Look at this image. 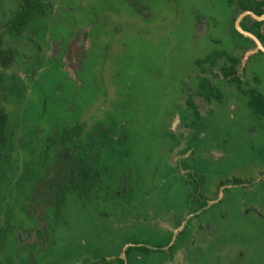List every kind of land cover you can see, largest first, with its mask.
Listing matches in <instances>:
<instances>
[{
    "label": "flooded vegetation",
    "instance_id": "obj_1",
    "mask_svg": "<svg viewBox=\"0 0 264 264\" xmlns=\"http://www.w3.org/2000/svg\"><path fill=\"white\" fill-rule=\"evenodd\" d=\"M223 3L227 12H232L231 30L239 37V41L234 42L228 51L219 48L221 44L214 41V50L192 62V65L189 64L191 71L188 80H192L190 90L187 80L183 84L187 94L181 95L174 114L167 115L159 124L162 129L159 137L164 140L162 150L166 163L160 161V165L152 162L151 149L146 146L139 148L140 138L131 131L133 120H129V113L116 117L113 110L106 111L103 107L93 113L96 119L89 131L87 124L81 121L85 115L82 112L77 121L70 119L71 122H67L64 129H59L60 133L54 132L47 139L45 153L56 150V154L51 155L53 159L59 158L60 162L53 161L44 169L41 168V159L34 158L32 167L25 160L20 165L15 161L16 172L11 173L12 178L9 180L4 165L8 163L6 160H9L11 152L3 158L0 205L5 206V197L12 198L20 202L23 216H28L24 206L33 210L35 215L33 229L23 230L20 227L17 230L20 241L27 240L29 236L28 239L35 241L27 244L23 240L24 246L33 247V253L30 251L17 264H49L47 260L55 261L51 264H264V160L258 166L257 163L254 165L258 167L256 170L259 173L252 182L240 177L222 180L219 174L225 172L215 168L213 178L204 177L205 172L211 170L206 160L223 158L231 144L226 142L225 136L211 130L212 127L216 128L215 116L228 101H238L239 104L229 103L226 106L227 114L233 113L235 105H238L241 110L260 117L257 133L252 135H256V140L261 142V153H264V95L259 91L261 74L246 72L249 57L253 54L264 55V52L255 41L245 37L236 28L241 15L252 13L253 16L242 18L239 27L252 34L264 48V0H223ZM45 4L50 12L51 6ZM124 4L133 17L131 19L124 15L125 18L133 20V23H149V26L156 28L157 22H153V19L159 21L156 14L159 3L149 0L139 5L137 1L126 0ZM243 5L249 6L251 10H244ZM69 11L63 9L66 13ZM107 13L113 25L115 12L109 10ZM44 16L47 17L48 13ZM93 23L91 21L86 25L89 26L86 28L88 32L94 29ZM198 28L200 33L206 31L205 25ZM108 29L115 34L114 25L108 28L105 26L103 32ZM80 39H84V36ZM77 47L80 50V46ZM216 68L221 73L218 82L214 75L211 76ZM259 100L263 101L262 104L258 103ZM26 139L21 144L23 148L28 142ZM220 144L224 146L220 147ZM10 149L12 151V147ZM197 155L203 156L195 158ZM34 170L40 174L39 178L45 180L44 184L42 180L33 184L36 179L33 178ZM80 172L89 175L88 182L79 183V188L72 191L68 179L71 175L80 177ZM214 176L220 180L214 179ZM16 179L26 184L29 181L31 188L23 186V190L17 192L16 184L11 195L8 186ZM60 185L66 188V194L58 212L55 197ZM68 189H71L70 192ZM241 189L244 193L239 192ZM256 191L254 203L245 210L244 199L249 192L253 194ZM178 198L185 202V205L181 203L185 216L180 221H176L178 216L174 209ZM224 202L229 204L222 207L219 217H216L214 210H219ZM75 206L78 207L77 211ZM64 210L66 217L62 216L58 221L57 216ZM12 212L9 216H12L13 223L23 220V216L14 218ZM230 213L233 217H230ZM85 216L107 222L110 229L116 226L117 230L129 231L133 227L140 229V235L147 233L165 240L162 246H145L132 241L113 249L111 241H101L99 234L107 233L105 229L98 228L90 242L69 236L65 239L64 248V240L62 246L59 239L62 236V225L72 227L77 222L79 230H88L84 225ZM249 216L251 229L245 233L240 224L243 217ZM9 222L10 217H7L2 227L8 226L11 229ZM239 234L241 239L244 238L242 242ZM248 239H252L254 244H246ZM192 251L195 254L190 256Z\"/></svg>",
    "mask_w": 264,
    "mask_h": 264
},
{
    "label": "rangeland",
    "instance_id": "obj_2",
    "mask_svg": "<svg viewBox=\"0 0 264 264\" xmlns=\"http://www.w3.org/2000/svg\"><path fill=\"white\" fill-rule=\"evenodd\" d=\"M15 1L0 0V23L11 17L12 11L16 8ZM44 1L51 6V11H47V17L32 22L21 37H11L7 33L3 35L4 45L15 52L11 65L6 69L0 67V107H3L10 116L12 151L9 160H6L8 163L4 165L5 171L9 174L8 179L12 178L11 173L16 172L15 161L20 165V162L25 160L28 164L31 163L32 167L34 158L41 159V168L49 167L48 164L53 161H59V158L53 159L52 156L56 154V150L45 153L47 139L51 138L54 132L60 133L59 129H64L66 123L71 122L70 119L77 121L82 112H85V115L81 121L87 124L89 131L96 119L92 116L93 113L99 112L102 107L106 111L113 110L112 113L116 117L129 113V120H133L131 131L140 138L139 148L146 146L151 149L152 162L166 163L162 150L164 140L159 137L162 131L159 124L167 115L174 114L181 95L187 94L183 84L190 78L189 64L192 65V62L202 59L214 50V41H218L221 44L218 47L224 51L231 50L232 44L239 41V37L231 30L232 12H227L223 0H155L157 4L159 3L156 10L159 21L153 19V22H157L156 28L149 26V23H145L146 25L138 21L133 23V20L125 18L124 15L133 18L125 7L126 0ZM133 1L142 5L149 0ZM63 9L70 11L66 13ZM109 10L115 12L113 23L115 34L111 29L103 32L105 26L107 28L113 26L108 19ZM87 21L94 22V29L89 32L86 30L89 27L86 26L89 23L86 24ZM204 25L206 31L200 33L198 27ZM81 36H84V39H80ZM79 42L82 44H77ZM77 45L80 46V50H77ZM246 72L261 74L262 83L259 91L264 95V55H251L247 61ZM213 75L216 82L221 80L218 68L211 74ZM191 83L192 80L189 79L187 81L189 90ZM13 86L21 89L20 96L13 95L11 92ZM229 103L239 104L238 101L223 104L215 116L216 128H211L212 131L225 136L226 142L231 143L229 150L223 158L206 160L211 170H207L204 177L213 178L215 168L220 169L222 173L225 172L219 174L222 180L240 177L252 182L259 173L256 170L258 163L264 160V153H261L263 146L256 140V135H252L254 132L257 133L260 117L250 111L241 110L238 105H235L233 113L227 114L226 106H229ZM202 112L204 113L205 109ZM213 136L216 137L218 134ZM26 137L28 142L26 141L23 148L21 144L23 140H27ZM219 146L223 147L224 144ZM202 156L197 155L195 158ZM256 163L257 166H254ZM39 175L34 170L33 178L36 179L33 184L41 180L45 183ZM215 178L220 180L218 176H214ZM18 180L8 186L11 195L16 184L17 192L22 191L23 186L27 189L30 187L29 181L26 184ZM239 192L244 193L242 189ZM256 193L257 191L253 194L249 192L244 199L245 210L254 203ZM177 200L174 209L178 216L176 221H180L185 216L181 203L185 205V202L179 198ZM3 204L4 207L0 205V226H3L5 219L10 217L9 226L12 228L5 234L0 264H17L21 258L28 256L30 251L33 253L31 245L24 246L22 244L24 239L22 241L18 239L17 230L20 227L23 230L33 229L35 215L33 210L30 211L24 206L28 216H23L20 202L12 198L5 197ZM228 204L224 202L219 210H214L215 216L217 217L222 207ZM74 208L75 211L78 210L77 206ZM11 211L14 218L23 216V220H16L13 223L12 216H9ZM62 216L66 217L65 210L57 216V220L60 221ZM230 217H233L232 213ZM250 221L251 216L243 217L241 224L239 223L245 233L251 229ZM76 223L72 227L62 225L60 231L62 236L59 239L60 244L64 240V248L65 239L69 236L75 240L83 239L90 242L98 228L105 229L104 232L107 234H99V238L104 243L111 241L113 249L132 241L145 246H162L165 240L147 233L140 235L138 228L131 227L129 231L117 230L115 224L113 225L115 227L110 229L106 225L107 222L94 219L92 216H85L84 219V225L88 230H79ZM29 237L24 241L27 244L34 243L35 241L32 238L28 239ZM239 237L241 239L242 236L239 234ZM243 240L244 238L241 242ZM245 242L254 244L252 239ZM254 248L252 246L253 250ZM194 254L195 252H190V256ZM54 262L46 261L49 264Z\"/></svg>",
    "mask_w": 264,
    "mask_h": 264
},
{
    "label": "trees",
    "instance_id": "obj_3",
    "mask_svg": "<svg viewBox=\"0 0 264 264\" xmlns=\"http://www.w3.org/2000/svg\"><path fill=\"white\" fill-rule=\"evenodd\" d=\"M16 8L12 11L11 17L0 23V67L3 69L8 68L11 65L15 52L4 45L3 35L9 34L11 37H21L27 30L30 22L43 19L47 12L48 6L44 3V0H16ZM244 10H251L249 6L243 5ZM11 92L13 95L20 96L21 89L13 86ZM263 101H258L262 104ZM260 104V105H261ZM10 141V116L9 113L0 107V171H2L3 158L7 156V153L11 152ZM80 179L76 178V175H71L68 182H71L69 188L75 191L79 188L78 184H86L88 182L89 175L80 172ZM78 179V180H77ZM79 181V182H78ZM66 188H62L61 185L57 188V196L55 197V204L58 212L61 210L62 202H64V195L66 194ZM71 189H68L70 192ZM9 231L8 226H0V252L4 244L5 234Z\"/></svg>",
    "mask_w": 264,
    "mask_h": 264
},
{
    "label": "water",
    "instance_id": "obj_4",
    "mask_svg": "<svg viewBox=\"0 0 264 264\" xmlns=\"http://www.w3.org/2000/svg\"><path fill=\"white\" fill-rule=\"evenodd\" d=\"M246 15L253 16V14L250 13V12H246V13H244L243 15H241V16L239 17V19L237 20V22H236V28H237V30H238L241 34H243L245 37H248V38L252 39L253 41H255V43L259 46V49H260L261 51L264 52V48L261 46V44L259 43V41H258V40H257L252 34L242 31L241 28L239 27V23L241 22L242 18H243L244 16H246Z\"/></svg>",
    "mask_w": 264,
    "mask_h": 264
}]
</instances>
